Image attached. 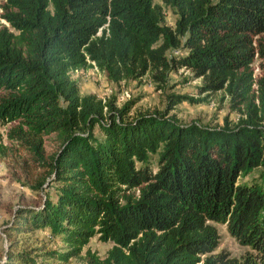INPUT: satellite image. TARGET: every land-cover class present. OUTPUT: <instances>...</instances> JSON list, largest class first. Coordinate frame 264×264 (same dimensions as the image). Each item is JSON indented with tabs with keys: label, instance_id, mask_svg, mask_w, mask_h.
<instances>
[{
	"label": "trees",
	"instance_id": "trees-1",
	"mask_svg": "<svg viewBox=\"0 0 264 264\" xmlns=\"http://www.w3.org/2000/svg\"><path fill=\"white\" fill-rule=\"evenodd\" d=\"M2 1L0 125L11 128L0 163L25 154L22 167L45 173L33 191L57 188L15 213L0 264H69L96 238L114 247L85 264H264V0ZM94 68L111 85L149 78L160 92L184 70L206 98L170 94L164 112L132 116L135 101L81 95L73 76ZM216 94L236 123L171 116ZM219 226L249 252H219ZM34 233L64 250H15Z\"/></svg>",
	"mask_w": 264,
	"mask_h": 264
},
{
	"label": "rangeland",
	"instance_id": "rangeland-1",
	"mask_svg": "<svg viewBox=\"0 0 264 264\" xmlns=\"http://www.w3.org/2000/svg\"><path fill=\"white\" fill-rule=\"evenodd\" d=\"M156 5H162V0H154ZM3 1L0 0V7ZM177 17L175 14L166 10V24L174 28ZM179 56V53L171 55ZM170 56V57H171ZM78 83L82 96H96L99 99L106 100L112 96L119 98V107H124L128 102H137L133 109L132 116L139 113L164 112L167 107L166 97L170 94L189 96L195 102L202 101L206 96L200 95V88L203 86L201 80L193 79V75L187 71L181 70L174 73L169 78L171 90L158 91V88L152 84L151 80L145 79L142 82L124 83L121 87L109 84L104 75L97 74L93 69L80 72L73 76ZM128 93L129 99L122 100V96ZM183 103L178 106L171 114L177 118V121L183 126L199 124L207 128H219L224 126L226 119L229 122L236 123L238 115L231 114L229 100L225 99L224 94L211 95L206 103ZM11 127H2L0 125V143L8 144L7 133ZM10 146V145H9ZM47 153L52 156L56 153V147L51 143L47 144ZM25 154L15 152L10 160L0 163V263L6 261L7 251L10 244L6 237V231L14 221L15 213L20 210L41 209L44 205L46 195L55 200L56 188L54 184H48L44 187V192H35L34 188L40 180L45 178L43 171H36L29 167H22V158ZM155 168L156 162L152 161ZM261 171H256L242 183L252 184L260 180ZM221 235V246L219 252L226 251L233 258L240 259L245 256L249 250L241 247L233 240L225 227H218ZM49 234L34 233L20 239V245L15 250H53L63 251L64 246L60 241H50ZM53 242V243H52ZM113 244L101 243L97 238L84 250L82 259L72 260L69 264H85L87 252L96 254L104 260L108 253L113 249Z\"/></svg>",
	"mask_w": 264,
	"mask_h": 264
},
{
	"label": "built area",
	"instance_id": "built-area-1",
	"mask_svg": "<svg viewBox=\"0 0 264 264\" xmlns=\"http://www.w3.org/2000/svg\"><path fill=\"white\" fill-rule=\"evenodd\" d=\"M97 74H101V75H103L102 73H100L99 72V70L97 69V68H94L93 69ZM80 73V72H79ZM76 74H78V73H76ZM106 78V77H105ZM130 98V95L128 94V93H126V94H124L123 96H122V100H124V99H129Z\"/></svg>",
	"mask_w": 264,
	"mask_h": 264
}]
</instances>
